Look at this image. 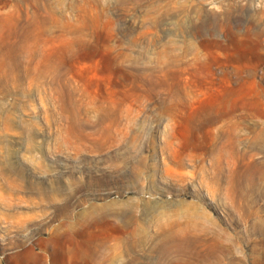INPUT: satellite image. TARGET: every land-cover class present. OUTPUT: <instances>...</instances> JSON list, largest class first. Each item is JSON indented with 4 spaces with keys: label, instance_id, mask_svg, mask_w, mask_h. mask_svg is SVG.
Here are the masks:
<instances>
[{
    "label": "rangeland",
    "instance_id": "rangeland-1",
    "mask_svg": "<svg viewBox=\"0 0 264 264\" xmlns=\"http://www.w3.org/2000/svg\"><path fill=\"white\" fill-rule=\"evenodd\" d=\"M0 264H264V0H0Z\"/></svg>",
    "mask_w": 264,
    "mask_h": 264
}]
</instances>
